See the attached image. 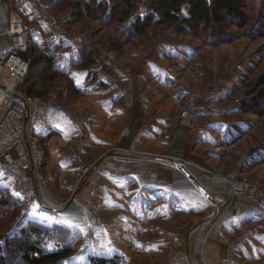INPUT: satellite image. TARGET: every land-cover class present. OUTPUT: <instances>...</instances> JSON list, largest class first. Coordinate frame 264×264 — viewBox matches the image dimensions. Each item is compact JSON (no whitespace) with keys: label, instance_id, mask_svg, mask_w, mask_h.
<instances>
[{"label":"crops","instance_id":"obj_1","mask_svg":"<svg viewBox=\"0 0 264 264\" xmlns=\"http://www.w3.org/2000/svg\"><path fill=\"white\" fill-rule=\"evenodd\" d=\"M16 1L0 0V49L10 44L2 32ZM42 2L51 9L52 0ZM41 35L47 37L44 29ZM182 36L173 27L152 30L146 40L127 48L119 58L104 51L100 61L126 79L127 96L102 84L90 72L94 64L81 69L70 64L78 48L69 52L66 43L56 39L55 45L49 44L51 49L57 46V66L72 78L80 95L68 110L58 104L46 110L36 124L37 136L50 133L46 149L55 162V202L71 190L81 165L107 152L116 153L93 169L84 189L90 204L117 207L121 218L128 212L133 223L142 225V239L148 232L143 225L156 218H185L187 231L180 229L176 235L183 241L179 255L187 256L183 264H188L189 257L194 264H264V230L252 232V228L263 229L259 217L231 206L215 226L207 227L206 216L218 210L217 203L229 201L239 179L231 182L228 169L213 165L214 160L204 154L217 158L214 148L221 135L228 139L238 132L235 121L219 120L211 113V93L196 98L193 105L205 110L203 104H207L205 119L193 128L179 122L177 93L164 75L177 71L179 60L187 56L190 46L180 40ZM78 116L84 117L83 123L75 119ZM136 150L141 153H133ZM153 154L171 160L152 158ZM189 224L193 225L190 231ZM231 243L236 247L231 248Z\"/></svg>","mask_w":264,"mask_h":264},{"label":"rangeland","instance_id":"obj_2","mask_svg":"<svg viewBox=\"0 0 264 264\" xmlns=\"http://www.w3.org/2000/svg\"><path fill=\"white\" fill-rule=\"evenodd\" d=\"M65 3L67 0L56 6L54 13L51 9L50 12L60 18L59 22L63 29L68 34L79 37L81 43L80 29L85 26L98 27V21L78 20L65 25L64 21L70 17L71 12L67 8L68 4ZM246 3L244 25L229 27L235 35L234 39L212 44L203 40L205 32L195 36L183 34L180 40L190 46L187 56L179 60L181 67L177 71H169L164 75L173 91L177 93L178 118L181 124L185 125L180 121L185 104H190L188 107H192L191 110L196 115L194 125H185L186 127L193 128L199 121L206 118L209 114L205 112L207 104H203L205 110L201 107L194 109L193 105L196 98L209 93L213 96L208 106L211 107L213 115H218L216 119L235 121L234 126L238 133L228 139L221 135L219 146L214 148L218 154L215 158L217 160L211 155L204 154L209 161L214 160L213 165L228 169L231 182L239 179L229 201L217 203L218 210L206 216L208 228L215 226L225 210L231 206L240 213H250L259 217L264 223V205L259 207V200L254 198L247 200L242 195L257 191L263 196L260 201L264 202V108H261L262 113L245 109L248 103L256 101L254 99L259 93H264V0H246ZM39 39V43L46 45V48L50 50L49 44L53 42L55 45V41L51 39L46 41L48 44H42L47 39L46 36H41ZM135 47L131 46V49ZM104 51L106 50L98 56L93 66L102 63L104 70L117 78L125 89L122 95L127 96L130 87L126 79L118 76L100 61ZM121 55L116 57L119 58ZM172 59L173 62L177 61L175 58ZM69 63L74 64V58H71ZM75 67L81 69L76 64ZM167 73L171 77L166 76ZM32 76L40 83L38 91L42 92L41 98L51 101L53 109L58 104L65 106L68 110L66 107L69 103L80 96L79 93L68 94L65 78H60V81L57 80L58 82L55 83V76L51 77L50 70L35 69ZM259 99L260 104L264 106V94ZM258 101H256L257 104H259ZM196 105L198 107L197 103ZM79 118L83 123L84 117ZM49 135L50 133L41 136L36 134L37 145L39 148L42 147L38 170L44 179L39 194L46 204L38 198L26 201L9 187L16 200L6 209L0 210V246L3 245L7 235L17 234L21 227L35 222L49 227H59L61 237L46 239L44 243L47 250L58 249L64 245L71 249V253L60 260L62 264H90L91 256L96 255L116 256L118 264H183L187 256L179 255L183 241L177 240L176 235L181 232L180 229L183 232L187 231L185 218L177 217L171 220L156 218L155 221L152 220L153 222L143 225L148 232L144 234L145 236H141L142 239L139 236L143 235L142 225L133 223L127 216L128 212L125 211L121 218V212L117 207L90 204L84 189L94 169H90V166L97 159L91 164L81 165L74 177L71 190L65 195L62 194V200L55 202V162L50 160L46 149ZM238 135H240L239 138ZM133 153L141 152L136 150ZM83 167L86 168L83 169ZM244 179L248 180L246 188L243 187V184H246ZM2 183L7 185L0 172V185H3ZM75 204L77 208L73 207ZM51 208L59 210L54 211ZM116 213L119 215H115ZM192 226L188 225L189 231ZM262 227L263 229L252 228V232L264 230V226ZM233 244L231 243V248L236 247V243ZM229 258L231 257H228L226 261H229ZM188 261V264H194L191 257Z\"/></svg>","mask_w":264,"mask_h":264},{"label":"trees","instance_id":"obj_3","mask_svg":"<svg viewBox=\"0 0 264 264\" xmlns=\"http://www.w3.org/2000/svg\"><path fill=\"white\" fill-rule=\"evenodd\" d=\"M62 1L52 0V13ZM65 4L71 10L70 17L64 21L65 25L78 20L98 21V27L85 26L80 29L81 43L75 57V64L79 68L91 67L103 50L123 54L127 48L146 40L152 30L173 27L177 33L184 35L195 36L205 32L203 40L212 44L230 41L235 35L229 27L244 25L247 5L246 0H67ZM137 10L142 12L130 21V14ZM41 34L30 40L28 50L22 54L25 58H31V64L27 74L16 82V89L25 95L38 94L41 97L42 92L38 91L40 83L32 76L33 70L40 69L50 70L51 77L55 76V83L65 78L68 94L78 93L72 78L57 66V46L50 50L46 45H41ZM263 94L259 93L254 100H260ZM256 101L248 103L245 109L262 113L264 106ZM11 192L9 186L0 185V210L15 202ZM58 230L57 226L30 222L21 227L17 234L7 235L0 246V264H62L60 260L68 256L71 249L64 245L47 250L44 243L46 239L60 236ZM90 264H118V257L91 256Z\"/></svg>","mask_w":264,"mask_h":264},{"label":"built area","instance_id":"obj_4","mask_svg":"<svg viewBox=\"0 0 264 264\" xmlns=\"http://www.w3.org/2000/svg\"><path fill=\"white\" fill-rule=\"evenodd\" d=\"M141 12L131 13L129 20L132 21ZM59 21L41 0H17L16 8L10 11L7 27L2 32L9 38L10 44L0 49V172L7 185L26 201L37 198L44 184L38 170L36 124L41 114L53 108V105L39 95L19 92L16 82L27 74L31 64V58H25L22 54L28 50L30 40L41 34L42 29L48 39L66 43L69 52L79 47V37L68 34ZM93 72L102 84L115 93L125 92L119 80L104 70L102 63L93 66ZM166 76L171 77L168 73ZM189 105H184L180 121L193 126L196 115ZM75 119L82 120L79 117ZM244 181L246 184L243 187L246 188L248 180ZM242 195L247 200H259V207L264 205L260 201L263 196L257 191Z\"/></svg>","mask_w":264,"mask_h":264},{"label":"water","instance_id":"obj_5","mask_svg":"<svg viewBox=\"0 0 264 264\" xmlns=\"http://www.w3.org/2000/svg\"><path fill=\"white\" fill-rule=\"evenodd\" d=\"M112 155H116V153L107 152V153L103 154L101 157H99L95 162H93V163L91 164L90 169L95 168V167H96V166L102 161V159H104L105 157H107V156H112ZM151 157H152V158H162V157H164V156L153 154V155H151ZM167 158L171 159L170 157H167ZM178 166H179L180 168H182L181 165H178ZM189 177H190L191 179H193V177H192L191 175H189ZM193 181L197 184V186L200 187L199 183H197L194 179H193ZM214 204H215V203H214ZM51 210L56 211V210H59V209L51 208ZM215 210H216V209H214L213 213H215ZM206 220H207V219H206Z\"/></svg>","mask_w":264,"mask_h":264},{"label":"bare ground","instance_id":"obj_6","mask_svg":"<svg viewBox=\"0 0 264 264\" xmlns=\"http://www.w3.org/2000/svg\"><path fill=\"white\" fill-rule=\"evenodd\" d=\"M162 158H164V159H168V160H171V159H169V158H167V157H162ZM173 162V161H172ZM41 195L39 194V195H37V198L39 199V201H41L42 203H45L46 204V202H45V200L42 198V197H40ZM56 209V208H55ZM58 209V208H57Z\"/></svg>","mask_w":264,"mask_h":264}]
</instances>
